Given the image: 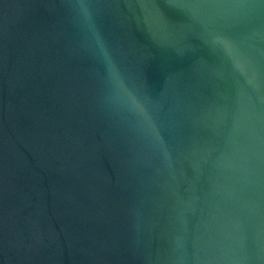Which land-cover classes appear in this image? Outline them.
I'll list each match as a JSON object with an SVG mask.
<instances>
[{"label": "water", "instance_id": "obj_1", "mask_svg": "<svg viewBox=\"0 0 264 264\" xmlns=\"http://www.w3.org/2000/svg\"><path fill=\"white\" fill-rule=\"evenodd\" d=\"M0 264H264V0H0Z\"/></svg>", "mask_w": 264, "mask_h": 264}, {"label": "clouds", "instance_id": "obj_2", "mask_svg": "<svg viewBox=\"0 0 264 264\" xmlns=\"http://www.w3.org/2000/svg\"><path fill=\"white\" fill-rule=\"evenodd\" d=\"M84 15L87 16L88 12L85 9L84 10ZM101 49L103 50V44H100ZM106 54V52H105ZM113 85L115 88H117L118 90L121 88V82H120V77L117 73H113ZM124 102L127 103L130 107H133L134 109L138 110V111H142V108L140 107V105L138 104V102L136 101L135 97L131 96V95H125L123 97Z\"/></svg>", "mask_w": 264, "mask_h": 264}]
</instances>
